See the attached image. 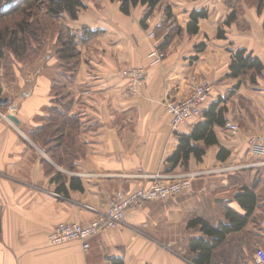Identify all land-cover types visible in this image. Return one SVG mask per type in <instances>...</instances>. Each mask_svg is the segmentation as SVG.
Segmentation results:
<instances>
[{
    "label": "crops",
    "instance_id": "crops-1",
    "mask_svg": "<svg viewBox=\"0 0 264 264\" xmlns=\"http://www.w3.org/2000/svg\"><path fill=\"white\" fill-rule=\"evenodd\" d=\"M226 1L162 0L145 29L140 24L145 5L125 15L118 1L85 0L86 8L76 19L64 17L66 26L73 33L86 27L98 34L77 45L79 62L68 86L65 120L51 119L56 71L14 64V86L4 83L1 89L7 103H15L8 115H15L19 124L0 117V264H112V259L122 264H194L189 241L202 232L188 226L189 221L202 218L216 226L228 221V209L245 214L237 200L245 189L255 195L253 210L245 226L214 249L211 264H255L256 245L264 248V154L252 150L248 139L264 129V69L254 83L228 74L232 51L239 48L264 67V5L233 0L237 16L225 25L232 10ZM165 7L174 22L169 25L183 30L163 60L152 64L148 54L167 32ZM199 9L208 15L199 20L196 34H188L190 13ZM152 30L155 39L148 37ZM200 43L205 46L198 51ZM52 54L46 52L40 61L51 65ZM125 67L145 69L143 85L134 94L119 73ZM203 80L210 84L203 106L226 99L219 104L227 108L226 122L236 123L239 130L214 126L218 143L206 148L201 161L191 154L187 168L179 164L173 172L220 164L238 168L199 177L177 197L126 211L123 223L94 235L87 250L79 241L52 245L48 234L57 223H88L95 211L106 210L116 191L130 193L149 185L150 175L171 172L167 159L177 148L178 134L190 133L204 117L172 128L165 103ZM54 129L57 136L47 139ZM220 148L227 154L224 160L217 159Z\"/></svg>",
    "mask_w": 264,
    "mask_h": 264
},
{
    "label": "trees",
    "instance_id": "trees-1",
    "mask_svg": "<svg viewBox=\"0 0 264 264\" xmlns=\"http://www.w3.org/2000/svg\"><path fill=\"white\" fill-rule=\"evenodd\" d=\"M120 2V11L125 15H130L132 10L137 5H145L143 17L140 20V24L145 29L148 28L146 20L152 14L153 10L162 2V0H110ZM252 1V0H251ZM228 7H232L231 12L224 21L225 25L230 24L235 20L237 16L236 6L233 5V0H227ZM253 2V1H252ZM257 4V8L264 5V0H254ZM86 8L85 0H19L15 4L5 7L3 0H0V21L12 20L11 25L2 24L0 26V70L1 75L8 74L13 71V60L18 59L20 62L30 60L32 54L38 55V50L43 48V40L39 39V33L41 34L47 28L48 21L58 22L61 17H68L70 20H74L78 17V14ZM167 12V21L165 25L167 32L161 36V40L158 44V49L165 53L168 45L172 39L182 32V28L177 25L169 27L171 19V13L169 7H165ZM43 15L44 19L40 17L37 19L35 16ZM41 11L43 13L41 14ZM38 13V15H37ZM208 11L206 9L193 10L190 13V20L186 25V32L188 34H196L199 30V20L206 18ZM174 23V22H173ZM155 35L156 32L152 30ZM98 34L97 31H93L86 27L82 28L79 32L73 33L66 25H60L59 31L56 36V48L53 52L56 61L60 63L61 71L52 80V90L60 89L62 93L55 92L51 97V106L53 115L52 120L61 121V117L66 119L64 113L65 104L68 103L70 92L68 86L73 82L74 75L78 67L80 52L77 49L79 42L86 41L90 37ZM217 35L219 38L224 36V31L221 26L218 27ZM36 41L37 45H30V41ZM37 46V47H36ZM205 44L200 43L195 46L198 51L204 48ZM38 48V49H37ZM40 49V50H41ZM28 58H22L27 56ZM42 52V51H41ZM11 53V54H10ZM5 57V58H4ZM16 57V58H15ZM20 58V59H19ZM5 69L8 73H5ZM263 64L261 61L248 52L246 49L239 48L232 51L231 60L229 64L228 76L234 78L247 79L250 83L256 82V77L262 75ZM68 98V99H67ZM220 98L209 105L208 108L202 107V112L199 117H204V120L197 122L190 133L178 134V145L176 150L167 159L171 164V170L173 171L177 165H183L187 168L188 160L192 154L196 160L201 161L206 152V148L218 143L217 137L214 131V126H224L226 123L225 112L226 106H220ZM59 106H62L58 108ZM204 105V104H203ZM54 106V107H53ZM58 108V109H57ZM60 111V112H59ZM56 114V116H54ZM64 116V117H63ZM50 119V120H51ZM59 122L56 123V125ZM57 130L49 131L47 139L51 140L52 137L57 136ZM227 154L220 148L217 154V159L224 160ZM237 200L243 208H245V214H239L232 209H228L226 213L227 222L219 223L216 226L209 224L202 218H195L190 220L188 226L199 227L202 232V236L191 238L189 241V250L192 255L191 259L194 264H211L214 249L219 246L227 237L228 234L241 230L247 223L253 207L255 205V195L252 191L245 189L237 196ZM212 238L207 240L204 236ZM112 264H122L121 260L112 259Z\"/></svg>",
    "mask_w": 264,
    "mask_h": 264
},
{
    "label": "built area",
    "instance_id": "built-area-1",
    "mask_svg": "<svg viewBox=\"0 0 264 264\" xmlns=\"http://www.w3.org/2000/svg\"><path fill=\"white\" fill-rule=\"evenodd\" d=\"M148 37L155 39V33L150 31ZM156 43L149 52L148 58L152 64L160 63L164 53L158 49ZM122 77L127 80L126 89L134 94L145 80V70L142 67H128L119 70ZM0 73V89H1ZM210 84L207 81L196 83L192 89L178 99L168 100L164 109L168 116L169 124L176 128L181 124L199 117L203 104L207 100ZM14 105L7 103L6 99L0 97V117L9 120L8 113H13ZM5 109V111L2 110ZM225 128L236 133L239 127L236 123H225ZM249 146L257 153L264 154V129L252 135L248 139ZM261 163H264L262 161ZM238 167L230 164L217 165L212 168L177 170L166 173L150 175L151 182L130 193L116 191L110 198L107 208L104 211H95V216L88 223L59 222L48 234V241L54 244H62L69 241H79L84 250L89 249L90 239L107 228L115 227L123 223L126 211L139 209L149 201H164L185 193L192 184V181L203 176H210L219 173H231ZM261 237L264 239V218L261 220ZM255 264H264V248L256 245L254 252Z\"/></svg>",
    "mask_w": 264,
    "mask_h": 264
},
{
    "label": "rangeland",
    "instance_id": "rangeland-1",
    "mask_svg": "<svg viewBox=\"0 0 264 264\" xmlns=\"http://www.w3.org/2000/svg\"><path fill=\"white\" fill-rule=\"evenodd\" d=\"M13 0H3V5L5 6V7H7L8 5V3H10V2H12ZM19 1V0H18ZM38 12V11H37ZM39 13V16H35V15H33V17H37V19H40V17L41 16H43V15H40V11L38 12ZM38 13H37V15H38ZM43 13V11H41V14ZM42 19H44L43 17H41ZM46 21H47V28H45V31H43L41 34L39 33V39L41 38L42 40H43V42H44V44L42 45L43 46V50L41 49H39L38 50V55H31L32 57L31 58H29L30 60H28L27 59V61H24V62H20L16 57V59H14L13 60V65H12V69H13V66H14V64L16 65V67L17 66H25V67H31V70L32 69H36L37 70V68H39V67H41V71L42 70H44L45 68H48V67H50V70H52V71H56L55 72V75L56 74H59V72L61 71V66H60V63L58 62V61H56V59H55V56H54V61H53V63L50 65V64H48V63H46V62H42V61H40V60H42L41 58H42V56H44V54H46V52H54V50H55V48H56V36H57V31H59V26L60 25H66V19L64 18V17H61V18H59L57 21L58 22H52V21H48L47 19H45ZM11 23H12V20L11 19H7V20H1L0 21V26L2 25V24H8V25H11ZM173 26V24H170L169 25V27H172ZM71 30V29H70ZM156 36V35H155ZM157 37V36H156ZM160 39H161V37H160ZM38 43V42H37ZM37 43H36V41H30V45H37ZM37 47V46H36ZM38 49V48H37ZM42 51V52H41ZM29 53H31V52H27V56L26 57H22L23 59L24 58H28L30 55H29ZM11 54V53H10ZM49 54V53H48ZM29 55V56H28ZM5 58V57H4ZM20 59V58H19ZM37 62V63H36ZM33 67V68H32ZM125 68H128V67H125ZM143 68V67H142ZM25 69H28V68H25ZM120 69H123V68H120ZM145 70V69H144ZM0 73H1V70H0ZM5 73H8L7 71H6V69H5ZM145 75H146V72H145ZM14 76V70L11 72V73H8V74H2L1 75V85H3L4 83L6 84V86L8 87V88H11V87H13L14 86V79L12 78ZM56 77V76H55ZM3 87L1 86V89H2ZM1 89H0V97L2 96L1 95ZM55 92H57V93H62L63 91H61L59 88L58 89H56L55 91H53L52 90V95H54V93ZM3 97V96H2ZM4 98V97H3ZM11 104V106L12 105H14V110H15V107H16V105H15V103H10ZM2 110L3 111H5V109L4 108H2ZM203 177H206V176H203ZM66 243V242H65ZM63 244V243H62ZM54 245H60V244H54Z\"/></svg>",
    "mask_w": 264,
    "mask_h": 264
},
{
    "label": "water",
    "instance_id": "water-1",
    "mask_svg": "<svg viewBox=\"0 0 264 264\" xmlns=\"http://www.w3.org/2000/svg\"><path fill=\"white\" fill-rule=\"evenodd\" d=\"M8 118H9L11 121H13L14 123L19 124V121H18V119H17V117H16L15 115H13V114H9V115H8Z\"/></svg>",
    "mask_w": 264,
    "mask_h": 264
}]
</instances>
